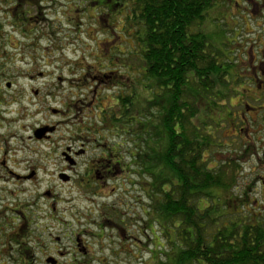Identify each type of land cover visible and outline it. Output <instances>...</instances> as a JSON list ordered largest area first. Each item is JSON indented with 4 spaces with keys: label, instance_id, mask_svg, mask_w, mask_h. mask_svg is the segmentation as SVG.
<instances>
[{
    "label": "rangeland",
    "instance_id": "rangeland-1",
    "mask_svg": "<svg viewBox=\"0 0 264 264\" xmlns=\"http://www.w3.org/2000/svg\"><path fill=\"white\" fill-rule=\"evenodd\" d=\"M2 1L0 171L6 154L12 171L24 174L36 170L38 174L31 182L0 179V200L9 201L22 211L17 218H25L27 214L34 224L30 243L35 250L34 259L41 261L38 264H47V257L56 258L59 264H160L165 261L158 254L164 249L157 251L158 245L167 243L164 239L161 241V227L156 224L155 230H148L146 226L150 201L138 185L146 179L140 180L132 172L134 167L129 168L128 150L134 146L128 144V135L109 132L98 110L95 111L100 107L111 112L114 96L131 93L136 87L139 91L134 103L140 110L146 100L153 98L152 93L140 87V83H146L145 76L139 73L142 70L138 69V61L131 57L132 50L137 48L135 38L130 35L133 30L129 27L122 30L120 15L112 19L106 16L105 9L96 8L99 0H55L54 3L59 1L63 6L49 13L53 24L44 27L42 32L34 29L25 36L10 28L9 4ZM51 1L48 0V5ZM242 2L222 0L206 12L202 27L209 44L231 63L236 44L249 52L254 36L248 35L249 27L245 33L241 28L239 35V27L264 25L261 20L254 21L251 14L245 15L246 4ZM112 72L113 79L106 78ZM97 76L102 83L94 79ZM92 93H97V106L78 115L72 104L79 98H91ZM55 110L65 114L58 116ZM58 125L50 139L35 138L38 129ZM74 136L86 137L89 141L87 153L79 158L74 180L68 183L58 175L66 167L62 153L67 147L75 146L71 141ZM121 137L125 141L122 150ZM106 144L122 152L126 173L105 185L95 180L92 186L82 187L81 178L89 166L103 158ZM222 152L223 158L228 157L231 148L220 150L217 160L222 159ZM48 190H54L58 197L56 211L54 202L44 196ZM229 198L227 195L226 200ZM77 239L87 247V256L78 251Z\"/></svg>",
    "mask_w": 264,
    "mask_h": 264
},
{
    "label": "trees",
    "instance_id": "trees-1",
    "mask_svg": "<svg viewBox=\"0 0 264 264\" xmlns=\"http://www.w3.org/2000/svg\"><path fill=\"white\" fill-rule=\"evenodd\" d=\"M127 1L126 28L137 45L131 57L145 76L140 87L153 98L140 110L136 87L114 96L111 112L99 114L109 132L128 135L134 146L129 168L146 179V226L159 225L167 242L157 247L164 249L157 252L165 257L160 264H260L246 251L259 249L262 233L255 241L246 233L238 242L236 216L220 192L231 188L216 154L222 144L219 114L233 96V63L215 51L202 27L206 12L222 0Z\"/></svg>",
    "mask_w": 264,
    "mask_h": 264
},
{
    "label": "flooded vegetation",
    "instance_id": "flooded-vegetation-1",
    "mask_svg": "<svg viewBox=\"0 0 264 264\" xmlns=\"http://www.w3.org/2000/svg\"><path fill=\"white\" fill-rule=\"evenodd\" d=\"M54 1L48 5V0H6L5 4H9L10 28L13 32H19L25 36L32 33L34 29H37L38 32L44 31V27L53 24L50 23L49 13H53L54 10L63 6V3L59 1L54 3ZM242 3L246 4V9L243 10L246 16L251 14L254 21L264 22V0H244ZM0 4H4L2 0H0ZM236 4L238 3L236 2ZM96 8L105 9L106 16L112 19L120 15L119 21L122 30L128 25L130 4L127 0H99ZM243 11L241 13H244ZM248 27L251 29L247 32L248 35H254L250 41L249 52L243 51L242 46L236 44L232 65L233 96L230 98L231 104L222 110H226V112L219 114L222 125L219 130L222 143L220 150L229 147L231 154L223 158L224 152H222V159H218V165L220 176L231 187L229 192L225 189L220 192L224 196L231 197L228 201L225 197L222 203L236 216L234 218L237 225L235 238H238V242L243 243V238L248 233L251 240L255 241L257 236L262 233L258 236L261 238L260 242L255 245L259 249L245 251L253 258H259L260 264H264V25L257 24L255 28L251 25L240 26L238 34L240 35L241 28H244L245 33ZM106 78L113 79L110 75ZM94 79L98 83L103 82L99 76ZM96 99L97 93H92L91 98H79L74 101L72 107L77 110L78 115L83 114L97 106ZM96 110L101 112L104 108L98 107ZM57 114L63 116L65 113L58 110ZM60 125L55 127V131ZM79 126H82V123ZM50 134L52 133L48 132L45 137L50 139ZM122 138H120L121 150L122 144L125 142ZM71 141L75 146L78 144L80 146L76 148L72 145L62 153L66 167L58 175L61 181H63L61 175H68L70 178L68 183L74 180L79 158L87 153L86 142L89 140L86 137L74 136ZM105 147L106 154L103 153V158L96 160L94 166H89L85 177L81 178L79 183L82 187L92 186L91 184H95V180L105 185L107 181L113 180L117 175L126 173L127 165L123 163L122 152L107 144ZM7 161L5 154L1 161L3 170L0 171V179L4 178V182L10 180L21 183L37 179L38 172L36 170H28L24 174H19L10 169ZM32 174H35L34 177L29 178ZM133 174L135 175V173ZM142 178L139 176L140 180ZM142 183L144 181L141 180L138 185L142 187L144 185ZM142 189L144 190L143 187ZM44 196L54 202L53 209L56 211L55 203L58 198L56 192L48 190ZM225 208L223 209L224 214H230ZM18 212L22 211L14 208L12 203L0 200V264H38L41 261H38L36 257L34 259L35 250L30 247L34 235V224L29 219L20 216L17 218ZM56 240L60 241V238ZM76 247L83 255H88L87 247L82 246L80 239L76 240ZM50 258L59 264V261L54 257H47L45 260L47 264H52L48 262ZM253 263H255L254 260Z\"/></svg>",
    "mask_w": 264,
    "mask_h": 264
},
{
    "label": "water",
    "instance_id": "water-1",
    "mask_svg": "<svg viewBox=\"0 0 264 264\" xmlns=\"http://www.w3.org/2000/svg\"><path fill=\"white\" fill-rule=\"evenodd\" d=\"M10 88V85L8 86ZM55 131V128H50V127H44V128H41V129H38L34 136L37 140H42L48 132L50 133H53ZM35 174H32L31 176H29V178H33ZM62 176V179L64 182H67L69 181V176L68 175H61ZM49 263H52V264H56L55 260L53 258H50L48 260Z\"/></svg>",
    "mask_w": 264,
    "mask_h": 264
},
{
    "label": "bare ground",
    "instance_id": "bare-ground-1",
    "mask_svg": "<svg viewBox=\"0 0 264 264\" xmlns=\"http://www.w3.org/2000/svg\"><path fill=\"white\" fill-rule=\"evenodd\" d=\"M55 130H56V128H55Z\"/></svg>",
    "mask_w": 264,
    "mask_h": 264
}]
</instances>
